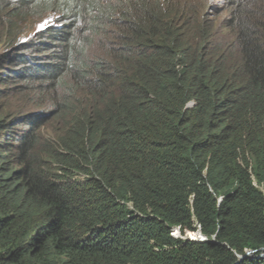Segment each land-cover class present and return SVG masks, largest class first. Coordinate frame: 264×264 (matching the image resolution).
Here are the masks:
<instances>
[{"label":"trees","instance_id":"1","mask_svg":"<svg viewBox=\"0 0 264 264\" xmlns=\"http://www.w3.org/2000/svg\"><path fill=\"white\" fill-rule=\"evenodd\" d=\"M203 2L0 0V264H264V0Z\"/></svg>","mask_w":264,"mask_h":264},{"label":"rangeland","instance_id":"2","mask_svg":"<svg viewBox=\"0 0 264 264\" xmlns=\"http://www.w3.org/2000/svg\"><path fill=\"white\" fill-rule=\"evenodd\" d=\"M181 1H182V4L184 6H186V3L187 2L189 3V6L190 5H193L195 7V10L203 2V0H181ZM216 1H218V0H212V1H210L211 2V5H212V8H213L214 5L217 4ZM228 13L229 12L217 13L216 16L212 17V19L215 22V25L216 26L218 25V30L224 31V26H221L220 22L223 20V18H227L229 16ZM2 48L3 47L0 46V53H2ZM24 98H25V95L24 94L18 95L16 97L17 105L22 106L20 108V110H23V112H22V115L23 116L25 115V113H26V117H27V116H30L32 114H36L39 111H46L47 109H50V110L54 109V107L52 106L54 100H53V98L51 97V95L49 93H47L45 95V100L40 105L35 104L34 101H31V100L28 102ZM16 107H18V106H16ZM15 108H14V112H16ZM17 112L19 113L20 111H17ZM53 130H54V125L53 124H47V125H45V126H43L41 128V133H42V135L45 136V138L47 140H50L51 136L53 135Z\"/></svg>","mask_w":264,"mask_h":264},{"label":"clouds","instance_id":"3","mask_svg":"<svg viewBox=\"0 0 264 264\" xmlns=\"http://www.w3.org/2000/svg\"><path fill=\"white\" fill-rule=\"evenodd\" d=\"M210 1H212V0H204V2H203V4H204V8L205 9H207V8H212V5H211V2ZM217 2V4L216 5H214L213 6V9H216L217 7H219L220 5H222V0H218V1H216ZM209 11L210 12H212L210 9H209ZM222 12H228V10L227 9H225L224 11H222ZM221 12V13H222ZM229 14V13H228ZM214 16H216V14H213ZM57 16L58 15H55V14H46L45 13V16L40 20V21H42L43 19H49L50 21H54L56 18H57ZM213 16V17H214ZM35 21H38V19L36 18V17H34V23H35ZM39 22V21H38ZM34 23H33V27H31L32 28V30H31V32H30V35H33V33L36 31V27H37V24L36 25H34ZM200 235H202V234H200ZM198 236V237H196V240H200V241H202V238H201V236ZM204 238H206L205 236H204Z\"/></svg>","mask_w":264,"mask_h":264},{"label":"water","instance_id":"4","mask_svg":"<svg viewBox=\"0 0 264 264\" xmlns=\"http://www.w3.org/2000/svg\"><path fill=\"white\" fill-rule=\"evenodd\" d=\"M199 235H200V233H199ZM201 236V238H202V241H204L205 240V238H204V236L203 235H200ZM194 239H196V238H194ZM251 252H254V251H247V254L245 255V256H240V259L241 260H243L245 257H247Z\"/></svg>","mask_w":264,"mask_h":264},{"label":"bare ground","instance_id":"5","mask_svg":"<svg viewBox=\"0 0 264 264\" xmlns=\"http://www.w3.org/2000/svg\"><path fill=\"white\" fill-rule=\"evenodd\" d=\"M27 41V40H26ZM3 49V48H2Z\"/></svg>","mask_w":264,"mask_h":264}]
</instances>
